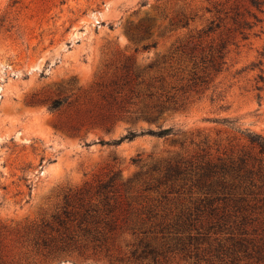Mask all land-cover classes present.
Returning <instances> with one entry per match:
<instances>
[{
    "label": "rangeland",
    "instance_id": "1",
    "mask_svg": "<svg viewBox=\"0 0 264 264\" xmlns=\"http://www.w3.org/2000/svg\"><path fill=\"white\" fill-rule=\"evenodd\" d=\"M261 52L264 0H0V264H128L127 225L93 249L53 214L112 171L127 206L169 164L258 153ZM248 236L264 258V226Z\"/></svg>",
    "mask_w": 264,
    "mask_h": 264
},
{
    "label": "trees",
    "instance_id": "2",
    "mask_svg": "<svg viewBox=\"0 0 264 264\" xmlns=\"http://www.w3.org/2000/svg\"><path fill=\"white\" fill-rule=\"evenodd\" d=\"M212 29L209 25L205 31ZM224 48L221 44L216 50L219 58L224 56ZM260 54L264 56V52ZM256 65H264L263 60L259 59ZM200 78L192 72L191 80ZM259 78L264 83L263 74ZM256 88L257 97L261 98L264 85L257 84ZM60 103V99H54L51 107ZM241 132L258 153L242 150L235 158L216 159L204 154L197 163L169 164L161 177L144 182L141 187L143 192H158L154 197H132L126 206L119 190V184L124 182L119 183L118 170L92 187L65 195L62 211L53 214L58 225L66 230L65 242L74 239L72 222L93 249L106 246L113 234L127 225L132 236L126 242L128 264L264 263L261 247L248 236L264 226V135L249 130ZM146 133L165 137L175 131L172 127L130 131L111 143ZM179 179L183 183L176 185ZM186 180L189 195L183 197ZM128 188H131L129 181ZM172 193L177 195L172 197ZM133 202L138 206L132 205ZM48 227L53 229L51 224ZM46 238L41 237V241L52 239ZM114 259L124 261L123 257Z\"/></svg>",
    "mask_w": 264,
    "mask_h": 264
}]
</instances>
